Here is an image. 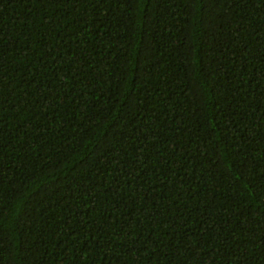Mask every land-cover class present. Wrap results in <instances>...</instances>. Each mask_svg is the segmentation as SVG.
Instances as JSON below:
<instances>
[{"label": "trees", "instance_id": "trees-1", "mask_svg": "<svg viewBox=\"0 0 264 264\" xmlns=\"http://www.w3.org/2000/svg\"><path fill=\"white\" fill-rule=\"evenodd\" d=\"M0 264H264V0H0Z\"/></svg>", "mask_w": 264, "mask_h": 264}]
</instances>
